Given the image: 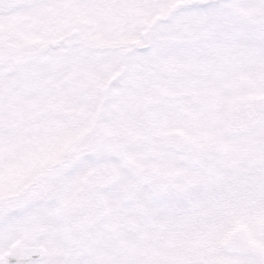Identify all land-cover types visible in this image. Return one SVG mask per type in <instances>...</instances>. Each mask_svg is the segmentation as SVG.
<instances>
[{
    "label": "snow or ice",
    "instance_id": "snow-or-ice-1",
    "mask_svg": "<svg viewBox=\"0 0 264 264\" xmlns=\"http://www.w3.org/2000/svg\"><path fill=\"white\" fill-rule=\"evenodd\" d=\"M0 264H264V0H0Z\"/></svg>",
    "mask_w": 264,
    "mask_h": 264
}]
</instances>
